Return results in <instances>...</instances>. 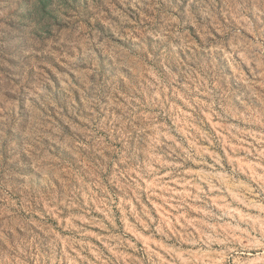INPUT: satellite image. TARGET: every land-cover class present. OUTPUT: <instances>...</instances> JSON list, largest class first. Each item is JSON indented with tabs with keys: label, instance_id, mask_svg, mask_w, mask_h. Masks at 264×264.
Listing matches in <instances>:
<instances>
[{
	"label": "rangeland",
	"instance_id": "obj_1",
	"mask_svg": "<svg viewBox=\"0 0 264 264\" xmlns=\"http://www.w3.org/2000/svg\"><path fill=\"white\" fill-rule=\"evenodd\" d=\"M0 264H264V0H0Z\"/></svg>",
	"mask_w": 264,
	"mask_h": 264
}]
</instances>
